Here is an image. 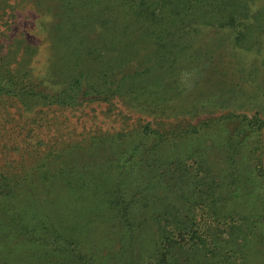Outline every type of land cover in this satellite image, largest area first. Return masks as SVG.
<instances>
[{
  "label": "trees",
  "instance_id": "16d2710c",
  "mask_svg": "<svg viewBox=\"0 0 264 264\" xmlns=\"http://www.w3.org/2000/svg\"><path fill=\"white\" fill-rule=\"evenodd\" d=\"M58 1L67 11L82 0ZM114 1L119 9L127 8L136 24L144 23L153 31L151 44L159 49V61H167L166 73L170 76L175 74L180 56H187V45L198 31L193 25L198 23L191 16L193 10L210 17L206 22L214 27L230 29L236 43L245 44L249 34L245 24H238L241 13L236 0H112V3ZM93 3L101 4V1ZM91 26L93 24L77 32V28L73 29L72 40L68 32L60 39L71 45L66 48L72 56V60H62L60 68L76 76L51 96L45 93L44 81L36 83L38 78L24 69L23 64L15 70L11 68L12 63L7 62L1 52L0 103L14 105L18 111L22 107L24 112L38 106L63 110L76 109L92 99L108 101L118 94L114 86L118 83L117 75L123 73L126 52L123 57L108 59L102 71H94L99 76L96 83L86 75L89 71L81 69L89 58L98 61L105 56L104 49L82 38L83 33L88 36ZM158 29L161 30L157 35ZM174 46L181 50L175 51ZM55 48L59 54V42ZM123 76L118 78L122 81L120 89L130 75ZM160 111L165 114L167 110ZM259 115L222 118L227 121L222 125L220 138L228 153L229 169L219 180L205 166L203 157L193 150L186 156L177 152L172 158L162 154L163 158L159 159L155 146L147 148L144 144L153 140L157 142L156 147H160L164 136L149 126L142 131L143 140L139 145L126 152H117L113 147L123 141L121 134L107 138L111 141L107 142L108 146L115 150L106 151L102 160L98 159L96 149L104 142L98 137L100 140L92 139L84 147L85 154L73 159L70 153L78 149L75 147H82L79 143L63 144L66 147L55 143L51 150L54 160H60L56 171L36 168L47 166L49 161V157L41 156L37 149L19 163L25 167L29 162L33 168L22 171L0 168V264L123 263L121 255L114 258L118 263L95 258L96 252L87 242L90 240L87 222L94 212L92 208L101 210L100 217L109 215L116 220L121 228L117 244H121V251L123 247L130 248L133 260L134 239L139 241V235L150 228L149 221L136 220L138 213L148 208L150 201L159 200L155 197L157 191L173 193L177 200L176 203L161 200L163 212H158L149 248L142 246L139 250L140 264H251L254 257L264 254L256 251L259 245H264V189L259 183L253 184L257 177L245 171L244 165L240 167L237 154L243 145L251 147V138L262 133L259 132L264 129V120ZM206 125L188 126L183 136L199 133ZM243 158L241 164H245L247 156ZM229 202L235 205L230 211L227 210ZM69 218L77 223H71Z\"/></svg>",
  "mask_w": 264,
  "mask_h": 264
},
{
  "label": "rangeland",
  "instance_id": "374dc122",
  "mask_svg": "<svg viewBox=\"0 0 264 264\" xmlns=\"http://www.w3.org/2000/svg\"><path fill=\"white\" fill-rule=\"evenodd\" d=\"M94 1H79L65 11L58 0H0V53L3 52L14 70L23 64L24 69H29L38 78L36 83L44 81L45 93L50 96L59 93L76 76V73L60 68L62 60H72L66 48L71 45L60 42L64 33L68 32L72 40L76 28V32L81 28L86 30L93 24L88 36L83 33L82 38L94 47L104 49L102 58L107 59L89 58L81 69L89 71L86 75L95 83L99 76L94 71H102L108 59L127 53L123 73L117 75L118 83L114 86L118 94L108 101L92 99L76 109L63 110L38 106L30 112L0 103V158L4 159L0 160V168L9 171L33 168L29 162L25 167L19 163L37 149L41 156L49 157V161L47 166L36 168L56 171L60 160H54L51 150L55 143L58 147L79 143L82 147H75L78 149L70 153L69 157L73 159L85 154L84 147L92 139L100 140L98 137L104 142L96 149L98 159L102 160L103 154L110 149L126 152L139 145L143 140L142 131L149 126L164 136V141L159 142L161 148L156 147L154 143L157 142L153 140L144 144L147 148L155 146L159 159L163 158L162 154L172 158L177 152L186 156L193 150L194 154L203 157L205 166L219 180V176L229 169L228 153L220 138L222 125L227 121L222 118L242 114L251 118L259 113L264 120V0L235 1L240 5L237 6L241 13L238 24H245L249 32L245 44L233 41L230 29L214 27L206 22L210 17L193 10L191 16L198 22L193 25L198 31L187 45V56L178 59L173 76L166 73L167 61H159V49L151 44L150 33L153 31L148 25L136 24L127 8L119 9L116 1L100 0L101 4H94ZM160 30L156 31L157 35ZM58 42L60 55L55 48ZM218 46L222 47L216 49ZM174 47H177L175 51L181 50L179 46ZM134 70L138 72L135 74ZM123 74L130 76L120 89L122 81L118 78L124 77ZM162 109L167 110L165 114L160 111ZM200 123L207 125L199 133L183 136L188 126H199ZM259 133L251 138V147L245 144L238 149L237 156L240 167L244 165L245 171H251L257 177L253 184L259 183L264 189V129ZM119 134L123 141L117 146L111 144L115 149L110 148L107 142L111 141L107 138ZM5 143L6 148L3 147ZM245 156V164H241ZM184 188L187 189V184ZM156 193L159 200L150 201V206L138 213L136 220L149 221L150 228L139 235V241L134 239L136 255L133 260L130 259V248L123 247L121 251V244H117L121 228L116 225V220L109 215L100 217L101 210L92 208L94 212L87 222V237H90L87 242L96 252V259L118 263L114 258L121 255L123 263L118 264H140L139 250L153 241L157 215L163 212L161 200L173 203L177 200L173 193ZM233 206L232 202L227 203V210H232ZM69 220L77 223L74 219ZM256 251L264 252V245H259ZM251 264H264V254L254 257Z\"/></svg>",
  "mask_w": 264,
  "mask_h": 264
}]
</instances>
